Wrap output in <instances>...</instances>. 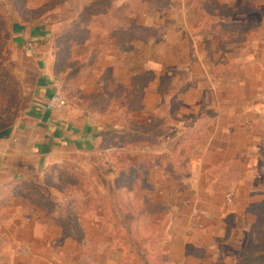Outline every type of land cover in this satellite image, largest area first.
Returning a JSON list of instances; mask_svg holds the SVG:
<instances>
[{"label": "rangeland", "instance_id": "1", "mask_svg": "<svg viewBox=\"0 0 264 264\" xmlns=\"http://www.w3.org/2000/svg\"><path fill=\"white\" fill-rule=\"evenodd\" d=\"M72 2L0 0V129L36 73L17 38L38 27L86 139L0 183V264H135L124 232L151 264H246L264 244V0Z\"/></svg>", "mask_w": 264, "mask_h": 264}, {"label": "crops", "instance_id": "2", "mask_svg": "<svg viewBox=\"0 0 264 264\" xmlns=\"http://www.w3.org/2000/svg\"><path fill=\"white\" fill-rule=\"evenodd\" d=\"M29 33L28 39L22 35L17 39L24 56L36 64V73L29 78L31 84L21 115L12 125L0 129V183L21 180L38 172L47 166L57 146L86 140L65 111L45 108L48 97L57 89L50 68L51 54L38 48L37 33L44 35L41 29L32 27Z\"/></svg>", "mask_w": 264, "mask_h": 264}, {"label": "trees", "instance_id": "3", "mask_svg": "<svg viewBox=\"0 0 264 264\" xmlns=\"http://www.w3.org/2000/svg\"><path fill=\"white\" fill-rule=\"evenodd\" d=\"M79 0H73V2L71 3V8L70 10L72 11L73 14H75L78 10L79 7ZM80 9V8H79ZM92 12V9H82L79 12V15L77 17H75V19L73 20V25L79 23L81 24L82 22H84L90 15V13ZM79 26V25H77ZM18 118V117H17ZM16 118V119H17ZM14 122L10 123V125H12ZM144 124V123H143ZM10 125H8L7 127H9ZM142 126V125H141ZM6 127V128H7ZM5 129V127L3 128ZM2 130V129H1ZM122 136L125 137H131V136H146V132H145V126H143L140 130H133L132 128H121L119 129ZM118 130V131H119ZM150 132V131H149ZM159 133V132H158ZM157 132H154V136L157 137V135H159ZM134 173V168H130L129 170V174H126V172L124 170L121 171V174L123 175V177L125 178H129L132 176V174ZM40 198L41 195H39ZM44 202L46 201L45 199H42ZM89 207V206H87ZM86 207V208H87ZM99 208H103L106 209L105 206H97ZM64 230L66 232H68L69 230V226L72 224L74 226V228L77 230V236L78 237H82V231L80 229V225L78 224L77 221H75L74 223L72 222H68L65 223L64 221L61 222ZM114 226L120 228L121 227V222L118 221H114ZM123 228H121L120 230H122ZM125 232L124 233H120L119 237L121 238V241L123 242L124 245L127 246V251L129 253V255H131V257L133 258V261L135 262V264H151V259L149 256V251L148 249L144 246V239L141 238L140 241H136L135 242V234L131 233L129 236H125ZM132 238V243H130V240ZM243 261L246 264H264V244H254L252 246H250L248 248V250L245 252V254L242 257Z\"/></svg>", "mask_w": 264, "mask_h": 264}, {"label": "built area", "instance_id": "4", "mask_svg": "<svg viewBox=\"0 0 264 264\" xmlns=\"http://www.w3.org/2000/svg\"><path fill=\"white\" fill-rule=\"evenodd\" d=\"M66 104L67 101L63 97V95L59 92H54L48 97L45 103V108L47 110L61 111L62 109L65 108Z\"/></svg>", "mask_w": 264, "mask_h": 264}]
</instances>
